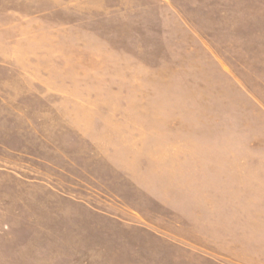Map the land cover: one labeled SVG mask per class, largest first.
<instances>
[{"label": "rangeland", "instance_id": "374dc122", "mask_svg": "<svg viewBox=\"0 0 264 264\" xmlns=\"http://www.w3.org/2000/svg\"><path fill=\"white\" fill-rule=\"evenodd\" d=\"M0 264H264V0H0Z\"/></svg>", "mask_w": 264, "mask_h": 264}]
</instances>
